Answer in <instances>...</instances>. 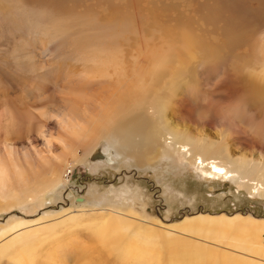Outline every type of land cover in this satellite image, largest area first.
Listing matches in <instances>:
<instances>
[{
    "label": "rangeland",
    "instance_id": "374dc122",
    "mask_svg": "<svg viewBox=\"0 0 264 264\" xmlns=\"http://www.w3.org/2000/svg\"><path fill=\"white\" fill-rule=\"evenodd\" d=\"M194 5V0H0V140L21 149L27 144L23 139L29 137L32 145L43 146L47 135L43 137L27 123L12 129V124H3L7 119L1 114L12 106L35 113L57 108L66 91L65 81L79 73L84 52L100 46L119 49L129 64L136 49L179 46L180 33L185 31L194 37V57L175 79L174 87L163 90L167 93L172 88L164 99L167 118L179 133L197 136L198 143L224 145L232 159L248 165L238 169L228 164L235 171L253 167L264 172V101L254 106L249 97L243 99L238 88L243 64L253 62L251 49L263 42L264 14L253 22L247 40L230 43L218 26L198 17ZM182 14L190 18L188 27L176 23ZM143 114L144 122L148 117ZM46 123L55 130L54 117ZM144 124L152 126L154 120ZM111 137L101 138L81 163L67 170V185L57 189L55 200L31 214L20 209L2 212L0 226L11 219L33 220L44 212L62 211L74 196L85 197V209L106 203L108 208H132L147 221L164 223L200 211L264 218V198L250 194L245 187H237L233 181H206L198 169L177 156H159L156 147L145 150L146 157L142 153L136 165ZM105 151L108 158L95 156ZM72 230L57 229L61 234L48 238L37 250L49 252L45 263L62 257L57 264H119L90 241L85 227ZM76 250L86 253L82 256ZM162 253L161 264H166L164 250ZM0 264L11 263L0 258Z\"/></svg>",
    "mask_w": 264,
    "mask_h": 264
},
{
    "label": "bare ground",
    "instance_id": "6f19581e",
    "mask_svg": "<svg viewBox=\"0 0 264 264\" xmlns=\"http://www.w3.org/2000/svg\"><path fill=\"white\" fill-rule=\"evenodd\" d=\"M194 4L198 17L218 26L230 43L247 40L253 22L264 14V0H194ZM176 23L187 27L191 24L184 14L178 15ZM261 39L260 47H250L253 62L243 64L238 84L243 99L249 97L254 106L264 101V35ZM194 41L193 35L182 31L179 46L136 49L129 64L123 61L119 49L93 48L81 55V68L75 78L65 81L66 91H62L57 108H43L36 113L28 108H5L1 116L10 122L3 120V124L19 129L27 123L47 137L42 147L32 145L29 137L23 139L27 144L21 149L11 141L0 140V214L12 209L31 214L55 200L57 189L67 185V170L81 163L107 135L126 149L125 156L136 165L142 153L146 157L145 150L156 147L159 156H177L198 169L206 181H233L237 187L264 198L261 168L235 171L228 164L238 169L248 165L232 159L224 145L206 144L204 140L198 143L197 136L187 131L179 133L176 124L167 118L164 99L194 57ZM246 54L252 59L250 51ZM169 86L172 88L164 93ZM143 112L147 121L154 120L152 126L144 124L147 121L141 118ZM50 117H54L55 130L46 123ZM107 151L95 156L108 158ZM59 193L62 195V191ZM69 201L62 211L44 212L33 220L11 219L0 226V258L11 264H39V259L41 264H49L45 263L49 252L37 250L48 238L61 234L57 229L70 232L82 226L88 230L90 241L112 254L119 264H161L162 250L166 264H264V218L200 211L178 222L164 223L147 221L132 208H108L106 203L85 209L83 196ZM76 251L82 256L86 253ZM58 260L62 257L52 264Z\"/></svg>",
    "mask_w": 264,
    "mask_h": 264
},
{
    "label": "water",
    "instance_id": "95a60500",
    "mask_svg": "<svg viewBox=\"0 0 264 264\" xmlns=\"http://www.w3.org/2000/svg\"><path fill=\"white\" fill-rule=\"evenodd\" d=\"M79 199V198H78Z\"/></svg>",
    "mask_w": 264,
    "mask_h": 264
}]
</instances>
